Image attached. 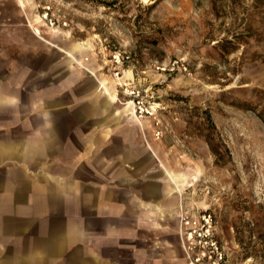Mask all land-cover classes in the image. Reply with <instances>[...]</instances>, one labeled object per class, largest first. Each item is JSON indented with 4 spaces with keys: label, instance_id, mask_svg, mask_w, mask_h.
I'll use <instances>...</instances> for the list:
<instances>
[{
    "label": "rangeland",
    "instance_id": "obj_1",
    "mask_svg": "<svg viewBox=\"0 0 264 264\" xmlns=\"http://www.w3.org/2000/svg\"><path fill=\"white\" fill-rule=\"evenodd\" d=\"M16 1L1 12L73 46L75 78L114 96L184 176V219L222 264H264V0Z\"/></svg>",
    "mask_w": 264,
    "mask_h": 264
},
{
    "label": "crops",
    "instance_id": "obj_2",
    "mask_svg": "<svg viewBox=\"0 0 264 264\" xmlns=\"http://www.w3.org/2000/svg\"><path fill=\"white\" fill-rule=\"evenodd\" d=\"M74 53L0 10V264H190L184 176Z\"/></svg>",
    "mask_w": 264,
    "mask_h": 264
},
{
    "label": "built area",
    "instance_id": "obj_3",
    "mask_svg": "<svg viewBox=\"0 0 264 264\" xmlns=\"http://www.w3.org/2000/svg\"><path fill=\"white\" fill-rule=\"evenodd\" d=\"M183 220L190 264H222L223 258L218 255L217 242L213 239L211 232L209 230L207 232L198 231L193 228L196 225L195 222L193 223L188 219ZM188 227L190 230H187ZM197 242L204 247V250H199L198 253H196Z\"/></svg>",
    "mask_w": 264,
    "mask_h": 264
},
{
    "label": "trees",
    "instance_id": "obj_4",
    "mask_svg": "<svg viewBox=\"0 0 264 264\" xmlns=\"http://www.w3.org/2000/svg\"><path fill=\"white\" fill-rule=\"evenodd\" d=\"M211 1H212L213 6H214V9L216 11H218L219 9H222V8L228 6L229 4L232 5V4L236 3L238 0H211Z\"/></svg>",
    "mask_w": 264,
    "mask_h": 264
}]
</instances>
